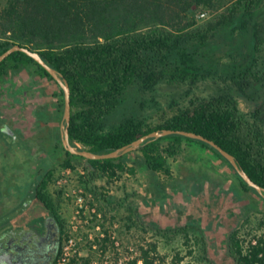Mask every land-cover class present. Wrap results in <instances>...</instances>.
<instances>
[{
  "label": "trees",
  "instance_id": "16d2710c",
  "mask_svg": "<svg viewBox=\"0 0 264 264\" xmlns=\"http://www.w3.org/2000/svg\"><path fill=\"white\" fill-rule=\"evenodd\" d=\"M198 6L213 11V18L197 24L189 14ZM263 16L264 0H0V54L14 44L26 46L66 78L71 105L68 136L74 147L109 153L154 130L193 131L232 154L239 167L264 188V115L256 110L251 118L244 117L231 92L233 88L245 96L262 82L264 64L254 56L251 61L238 62L231 55L233 64L218 67L209 54L212 39L224 31L243 37L251 33L253 48L259 51L264 43ZM31 63L57 84L22 51H14L0 62V82L10 71ZM209 76L227 81L231 88L208 97H194L154 126L127 117L105 130L106 117L118 107L130 86L153 90L165 79L195 86ZM59 94L62 117L64 96L60 86ZM183 141L197 142L213 151L232 169L243 190L259 195L223 155L204 141L173 133L148 139L136 150L147 169L168 175L167 158L180 152ZM60 146L66 153L64 166L73 167V160L86 162L85 184L103 176L111 179L125 170L122 159L126 153L88 159L65 150L62 141ZM50 175L47 173V178ZM46 185L45 179L42 186ZM228 240L230 257L236 264H264L263 236L244 244L230 233ZM205 254L203 249L199 259L208 261ZM183 259L176 255L172 264H183ZM197 261L185 264H199ZM137 262L165 264L156 244L141 247L132 264Z\"/></svg>",
  "mask_w": 264,
  "mask_h": 264
},
{
  "label": "rangeland",
  "instance_id": "374dc122",
  "mask_svg": "<svg viewBox=\"0 0 264 264\" xmlns=\"http://www.w3.org/2000/svg\"><path fill=\"white\" fill-rule=\"evenodd\" d=\"M213 16V11L202 6L192 8L189 14L197 24ZM211 42L209 54L218 67L233 64L234 58L251 61L252 56L264 64V43L259 51L254 50L251 33L243 37L224 31ZM229 87L227 81L214 76L200 79L195 86L167 79L153 90L132 85L106 117L105 130L127 117L154 126L190 99L219 94ZM231 92L244 117L251 118L256 110L264 115V80L245 96L233 88ZM60 97L59 86L33 63L10 71L0 82V125L6 122L25 139L15 141L0 128V198L5 191L25 186L21 179L8 187L19 172H29L35 163L43 174H51L47 187L59 197L66 221L56 264H132L140 248L151 244H156L165 264H172L176 255L184 258L183 264L195 260L199 264H236L229 253L230 233L244 244L264 237V198L243 190L232 169L197 142L183 141L180 152L167 158L168 175L147 169L135 149L124 155V171L85 184L86 162L73 160V167L63 165L66 153L60 146ZM80 196L82 207L77 204ZM5 219L0 216V230ZM182 227L187 229L176 231ZM70 237L74 239L71 244L67 241ZM203 249L208 261L199 259Z\"/></svg>",
  "mask_w": 264,
  "mask_h": 264
},
{
  "label": "flooded vegetation",
  "instance_id": "af4514ba",
  "mask_svg": "<svg viewBox=\"0 0 264 264\" xmlns=\"http://www.w3.org/2000/svg\"><path fill=\"white\" fill-rule=\"evenodd\" d=\"M0 128L15 141L18 137L25 140L6 122ZM20 178L25 186L6 191L0 198V216L6 218L0 230V264H56L66 231L59 197L42 186L47 173L36 163L29 172H20Z\"/></svg>",
  "mask_w": 264,
  "mask_h": 264
},
{
  "label": "water",
  "instance_id": "95a60500",
  "mask_svg": "<svg viewBox=\"0 0 264 264\" xmlns=\"http://www.w3.org/2000/svg\"><path fill=\"white\" fill-rule=\"evenodd\" d=\"M14 51H22L31 58H33L38 64H40L46 72L56 81V83L60 86L63 96H64V107H63V114L61 119V141L62 145L65 150L69 151L71 154H76L83 156L88 159H104V158H113L118 157L119 155L131 152L138 148L144 141L148 139L153 138H159L168 134H182L184 136L198 139L201 141H204L208 144H210L212 147H214L221 155H223L229 163L232 165V167L235 169V171L239 174V176L246 182V184L250 187L255 188V190L258 192L259 195H261L264 198V188L257 183H255L249 175L239 167L237 164L234 156L221 148L218 144H216L214 141L204 137L201 134L195 133L193 131H185V130H172V129H160V130H154L149 133L144 134L143 136L137 138L136 140L132 141L129 144H126L124 146H121L109 153H95L93 151H90L88 149H79L74 147L70 141L68 136V124L70 121V115H71V105H70V89L69 84L62 76L60 72H58L56 69L52 68L50 65H48L44 59L41 57V55L37 51H33L29 49L26 46H22L19 44H14L4 52L0 54V62L4 60L10 53Z\"/></svg>",
  "mask_w": 264,
  "mask_h": 264
},
{
  "label": "built area",
  "instance_id": "2783aa9c",
  "mask_svg": "<svg viewBox=\"0 0 264 264\" xmlns=\"http://www.w3.org/2000/svg\"><path fill=\"white\" fill-rule=\"evenodd\" d=\"M201 15H203V13ZM82 201L83 200H82L81 196L77 198V204H78L79 207H82ZM67 241L71 244V243H73L74 239L70 237V238H68Z\"/></svg>",
  "mask_w": 264,
  "mask_h": 264
},
{
  "label": "crops",
  "instance_id": "0c3cea01",
  "mask_svg": "<svg viewBox=\"0 0 264 264\" xmlns=\"http://www.w3.org/2000/svg\"><path fill=\"white\" fill-rule=\"evenodd\" d=\"M11 131H14L13 129H11V128H9ZM16 180L14 181V183L11 185H9L8 187H11V186H15L17 183V181L18 180H21V178H20V172H19V174H18V176H16V178H15ZM11 181H12V177L10 178V183H11ZM6 192V191H5Z\"/></svg>",
  "mask_w": 264,
  "mask_h": 264
}]
</instances>
